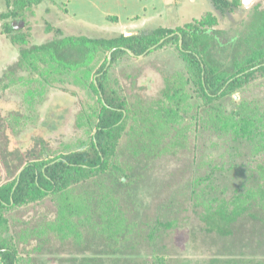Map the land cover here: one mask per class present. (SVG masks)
I'll list each match as a JSON object with an SVG mask.
<instances>
[{
    "label": "trees",
    "instance_id": "16d2710c",
    "mask_svg": "<svg viewBox=\"0 0 264 264\" xmlns=\"http://www.w3.org/2000/svg\"><path fill=\"white\" fill-rule=\"evenodd\" d=\"M43 1L13 0L9 11L2 15L6 36L18 47L19 60L11 69L32 66L26 69L38 70L48 63L59 67V71L75 74L92 68L89 85L96 93L93 98L96 103L91 108L95 133L89 142L66 153L51 151V142L41 139L30 153L3 154L6 176L2 178L0 169V264H23L24 259L2 236L4 228L8 231L7 211L31 202L40 203L47 196L54 199V226H43L53 221L49 216L41 219L43 225L23 231L28 232L26 237L30 240L34 233L50 234L51 228L62 246L76 252L69 253L77 257L69 259L74 264H105L106 256H123L130 249L139 253L152 244L156 249L163 238L159 228L173 229L175 220L165 219L168 213L159 211L154 227L140 222L141 211L149 209L139 208L141 188L160 161L177 159L191 148L192 127L200 133L203 131L200 122L210 129L213 117L219 120L223 114L215 107L216 101L227 100L246 87L251 90L253 81L264 79V0L251 11L246 32L227 43L231 48L230 66L213 59V50L222 46L221 31L213 29L217 19L214 13L176 29L160 27L146 34L129 32V36L126 33L101 38L66 36L61 29L48 26L47 31L55 32L56 36L28 46L27 33L19 31L13 22L22 21L26 25L28 11ZM210 1L221 15L235 14L240 5H245L244 0ZM107 19L118 22L115 15ZM172 45L177 46L184 70L168 76L158 100L130 92L134 87L122 91L120 79L113 72L123 58L133 60ZM243 93L232 113L235 139L248 138L252 133L261 137L259 154L250 163V174L246 176L239 165L203 157L187 185L182 187L183 180L173 195H168L175 201L186 187L190 189L183 202L189 204L184 213L191 211L192 217L202 221L206 232L225 239L234 238L243 230L239 228L241 218L263 219L264 224V91ZM209 164H213L210 169ZM176 175L171 179H176ZM242 177L249 180L237 184ZM229 178H233L230 183ZM168 205H172L170 200ZM145 227H149L148 232ZM148 258L137 259V263L165 261L157 255ZM129 259L123 262L130 264ZM214 263L264 264V260L216 259Z\"/></svg>",
    "mask_w": 264,
    "mask_h": 264
},
{
    "label": "rangeland",
    "instance_id": "374dc122",
    "mask_svg": "<svg viewBox=\"0 0 264 264\" xmlns=\"http://www.w3.org/2000/svg\"><path fill=\"white\" fill-rule=\"evenodd\" d=\"M262 1L253 0L251 7L242 4L235 14L221 15L215 11L210 0H44L41 5L28 11L26 25L22 21H15L13 25L27 33L29 46L56 36L55 32L47 31L48 26L61 29L66 36L101 38L122 33L129 36V32L146 34L160 27L176 29L214 13L217 19L213 29L221 31L219 38L222 46L213 50V59L218 64L230 66L231 48L227 43L246 32L253 9ZM12 2L0 0V169L3 179L6 176L2 164L3 154L10 151L30 153L35 150L36 141L41 139L51 142V151L66 153L79 144L89 142L95 133L91 108L96 103L93 100L96 93L89 85L92 68L75 74L59 71V67L48 63L38 70L26 69L32 66L11 69L19 60L18 47L13 46L6 36V21L2 15L9 11ZM110 15L117 16L118 22L107 19ZM184 66L177 46L172 45L133 60L126 56L113 73L119 77L122 91L134 87L130 92H140L147 99L158 100L168 76L182 72ZM250 89L237 90L233 97L216 101L215 107L218 106L219 113L223 114L219 120L213 117L210 129L208 126L204 128L203 122H200V128L203 129L200 133L192 127L191 148L177 159L160 161L145 180L144 183L148 182L146 187L141 188L139 208L149 209L141 211L140 222H147L149 227H154L159 211L168 213L165 219L175 220L173 229L159 228L158 233L163 238L158 242V248L155 249L152 244V247L139 253L130 249L123 256H106L105 264H126L123 261L128 258L132 260L129 259L130 264H138L140 258L150 259L155 255L163 258L164 264H217L214 263L216 259L233 258L264 260L263 219L253 221L249 217L241 218L239 228L243 230L234 238L225 239L206 232L202 221L192 217L191 211L184 213L189 208V204L183 202L189 197L190 189L186 187L175 201L168 197L173 195V190L179 188L183 180L182 187L187 185L203 157L214 158L211 160L213 162L221 159L225 164L230 162L239 165L246 176L250 174V163L259 154L261 137L252 133L248 138L235 139L236 126L233 125L232 116L236 102H240L244 96L243 91H264V79L253 81ZM195 124L197 126L196 121ZM212 166L209 164V169ZM174 174H177L176 179L172 180ZM248 177H242V181H237V184L246 182ZM232 179L229 178L228 183ZM168 200L172 205L166 206ZM53 201L51 196H47L40 203L31 202L23 208L7 211L8 231L4 228L2 236L9 246L10 243L13 245L19 257L24 258L23 264H74L69 259L77 258L69 254L76 253L72 248H66L58 242L51 228L50 234L34 233V238L30 240L26 237L28 232L23 231L43 225L41 219L49 216L53 221L43 226H54ZM149 227H145L147 232ZM63 229L66 230V227ZM30 245H33L31 250Z\"/></svg>",
    "mask_w": 264,
    "mask_h": 264
},
{
    "label": "clouds",
    "instance_id": "9594fccd",
    "mask_svg": "<svg viewBox=\"0 0 264 264\" xmlns=\"http://www.w3.org/2000/svg\"><path fill=\"white\" fill-rule=\"evenodd\" d=\"M251 3V0H244L245 6L249 5Z\"/></svg>",
    "mask_w": 264,
    "mask_h": 264
},
{
    "label": "water",
    "instance_id": "95a60500",
    "mask_svg": "<svg viewBox=\"0 0 264 264\" xmlns=\"http://www.w3.org/2000/svg\"><path fill=\"white\" fill-rule=\"evenodd\" d=\"M252 2H253V0H251V3H250V4H252ZM250 4H249V5H250ZM129 53H130L131 55H133L130 51H129ZM133 56H134V55H133Z\"/></svg>",
    "mask_w": 264,
    "mask_h": 264
},
{
    "label": "crops",
    "instance_id": "0c3cea01",
    "mask_svg": "<svg viewBox=\"0 0 264 264\" xmlns=\"http://www.w3.org/2000/svg\"><path fill=\"white\" fill-rule=\"evenodd\" d=\"M124 30V29H123ZM125 31H127L128 32V29H126ZM130 33H133V32H130Z\"/></svg>",
    "mask_w": 264,
    "mask_h": 264
}]
</instances>
